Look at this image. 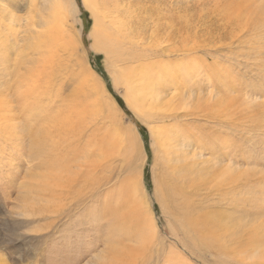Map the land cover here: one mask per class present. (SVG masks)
Returning a JSON list of instances; mask_svg holds the SVG:
<instances>
[{"label": "rangeland", "instance_id": "rangeland-1", "mask_svg": "<svg viewBox=\"0 0 264 264\" xmlns=\"http://www.w3.org/2000/svg\"><path fill=\"white\" fill-rule=\"evenodd\" d=\"M71 1L76 10L63 30L72 38L73 49L64 55L78 79L87 78L94 90L103 88L108 104H100L99 112L92 109L88 116L78 117V130L86 124L85 117L86 125L92 126L84 128L83 139L74 140L80 148L70 143L76 135L72 136L70 129L61 143L81 149L86 142L97 145L107 137L106 153L91 176L84 178L79 174L89 170L88 163L69 158L75 149L58 152L64 160L69 158L65 166L76 177L70 184L59 182L56 175L60 176V171L43 167L38 157L31 162L23 147L2 145L7 150L0 153V264H264V0H119L120 20L130 26L132 42L144 53V62L158 65L155 68L167 67L155 70L157 77L168 72L171 80L170 72L174 68L180 72V64L183 68L179 69L192 75L194 96L170 103L167 96L181 83L175 81L166 87L172 88L167 96L160 95L158 105L143 109L147 116L131 108L125 88L115 85L113 71L118 68L110 66L104 53L91 48V9L82 0ZM8 7L18 20L30 16L28 0ZM34 30L43 32L44 28ZM22 37L25 35L19 40ZM24 45L27 43L18 47ZM15 47H10L14 57L19 51ZM99 56L100 61L95 59ZM176 64L179 66L173 67ZM209 77L215 84L210 88L203 85ZM70 79L71 74L63 72L56 82L60 97L55 111L61 112L60 120L69 106L63 100L89 106ZM62 81L66 85L61 86ZM11 99L16 103V97ZM99 99L103 100L100 92L91 102ZM14 113L21 121L19 112ZM56 118L52 115L47 122ZM139 126L146 129V137ZM71 129L76 131V127ZM95 129L99 132L96 138L88 137ZM159 129L166 134L181 131L185 136L172 162L156 138ZM21 136L25 140V134L16 137ZM65 136L69 140L65 141ZM223 138L232 140L231 149L218 145ZM25 142L28 145L27 138ZM209 142L220 146L219 151H213ZM77 164L81 169L73 166ZM48 175L52 177L49 182L45 180ZM229 175L232 180L222 181ZM48 184L52 192L45 189ZM232 188L235 193L229 195ZM31 189L41 202L33 199ZM121 189L123 203L118 200ZM107 200L115 211L98 216ZM184 209L189 216L206 222L200 227L203 233L186 224ZM122 213L128 226L122 227L114 219ZM129 221L135 227H130ZM256 226L260 228L255 230ZM132 227L138 228L137 233L129 229Z\"/></svg>", "mask_w": 264, "mask_h": 264}, {"label": "bare ground", "instance_id": "bare-ground-1", "mask_svg": "<svg viewBox=\"0 0 264 264\" xmlns=\"http://www.w3.org/2000/svg\"><path fill=\"white\" fill-rule=\"evenodd\" d=\"M15 1L17 3L19 0H14V1L0 0V153L1 154L2 152L5 153L7 150V149H3L4 147V146L2 147L3 144L7 145L9 143L12 149L13 148L21 149L23 147L22 149L28 150L29 159L32 160L31 162L37 161L39 158L41 160L40 163L41 165H43V167H47V169L52 168L53 169L52 172H55L56 170L60 171V176L56 175L59 182L61 181L70 182V184H72V181H73L72 178L74 177L73 176L74 173L70 172L69 166H65L66 163L68 164L67 160L70 158L71 161L78 163V160L81 159V161H85L86 163H88L89 170H87L86 172L84 170H81L79 174V175H82L84 178H86L89 175L91 176V173L93 172L94 167L96 166L98 160L104 158L105 153H106V147H107L105 145L107 137H104L103 139L105 142L102 141L98 143L97 145L96 143L93 144L94 141L86 142L84 143L85 147L84 148L81 147V149H79L80 148L79 144H77L74 140L78 141L77 140L78 137L80 139H83V136L85 135L84 132L87 131V129H92V126L88 125L89 126L88 127L86 125L88 119L85 117L86 124H84V126L81 128L79 127V130L83 128V130L79 131L78 130V119H79L78 117L80 115L81 117L84 115L88 116L90 113L88 110H92V109H95L99 112L100 111L99 108H101L103 105L105 106L106 104H108V99L102 87H99V90H94L85 81V79L87 80V78L78 79L77 78L78 76L76 75L77 73H75V71H71L73 67L68 64L67 56L64 55L65 53H69L73 49L72 38L63 29L66 28L69 22V19L71 18L72 13L73 14L75 13V10H76L75 2L71 0H28L29 5H30V9H29L30 16L24 20L23 19L18 20V18L15 17L12 14V12L9 11V7H8L9 4L12 5V3ZM82 4L85 7H89L91 9L93 17H94V26L92 28V31L90 32V38L94 40V44H92L91 48L96 52L104 53L106 56V60L110 64V66L112 68L114 67L118 68L117 70L113 71L114 83L116 86H121L125 88V99L131 108H133L136 112H139L147 116V112L143 109L146 108V106H150L152 108V106L158 105L160 101V95L162 96L163 94H165L167 96L168 91H170L172 88L166 89V87L167 88L169 86L172 87L173 85H175L174 84L175 81H179L181 83L177 84L174 87V90H172L174 91L173 95H172L173 93L172 92V93H169V96H167L169 97L168 100L170 103H174V101L177 102L180 99L181 101H185V99L194 96L196 92L193 88V85L190 84V82L192 83L191 81L192 75L191 73H188L187 71L185 73L184 69H181V68L179 69L180 66L181 67L183 66L182 64L179 63L180 66L178 64L173 65V67L179 66L178 70H181L180 72L177 70L175 72V68H174V71L172 70V73L174 74L170 72L171 71L170 69H169L170 71L167 70L170 72V76H172L171 80H169L170 78L167 75L168 72L167 74H165L164 72V74L162 73V75H159V73L157 72L159 75L158 77L155 72V70H159L162 68L161 65L163 63L159 65V67L161 66L160 68H155L158 65H155L153 63H152L153 65H147L144 62L145 60L144 53L139 52V50L137 51V47L132 42V39H131L132 33L130 32L131 31L130 26L127 23H125L123 20H120L121 18L120 8L121 7L119 8V5H120L119 0H82ZM200 11L199 12L202 13V10ZM200 16L201 15H199V17ZM34 28H44V31L37 32L34 30ZM20 33L23 36L25 35V37H22L21 40H19V37L21 36ZM160 38H161V35H160ZM22 42H26L27 45H24L23 47H18L19 44H21ZM150 42L148 43L149 46H150ZM190 43L188 44V46L190 45ZM12 46L14 47L16 46L18 48L17 50H19L17 53V56L15 57L14 55L16 54L12 55L11 53L10 47ZM159 46L157 47L155 46V47L159 48ZM150 51L152 52V50ZM153 52H156V51L154 50ZM146 56L147 55H145V57ZM208 56L209 54L206 55V58ZM194 63H196V61ZM166 68L165 69L162 68L163 71L166 70ZM63 72H69L71 74L72 79H70L69 81L75 82L76 84L75 88L78 90L77 93L81 94L84 103H86L87 105L89 104V106L83 107L76 103H69L68 101L63 100V102L69 104V106H66V110H67L66 117L63 118V120H60L58 118H60L59 116L61 115V112L55 111L56 103H59V101L56 102V100L60 97V94H59L60 89H57L59 87H58V83L56 82L60 78ZM182 72L184 74H182ZM178 73L180 74L177 75ZM181 74L182 76H180ZM211 78L212 77H209L207 79L208 81L204 83L203 85L207 86L208 88H210L212 85H215V84H211V83H214V81L211 80ZM64 85H66V83L62 81L61 86H64ZM219 86L220 85H218L217 88H220ZM203 87L204 86L201 85V90H203ZM99 92L101 93L103 100L99 99V100H96L95 102H91ZM75 94L76 92L74 93V95ZM72 95H73V92H72ZM12 97H16V103L13 102V100L11 99ZM99 102H102V103H99ZM100 104H102V106H100ZM207 105L208 103L206 104V106ZM14 112H17V113L19 112L18 114H20V119L21 121H23L22 123L21 121L18 120V117H16V114ZM52 115H55L57 117L56 118L57 121L53 123L47 122V119ZM208 116L206 117L208 118ZM74 126L76 127V131L74 129L75 128ZM71 128H73L74 130H72ZM84 128H87V129L85 130ZM69 129L71 130L72 136H74L73 135L74 133L76 134L73 138L72 136H70L72 138L70 140V143L74 144L75 142L77 145H74V146L76 147L78 146L79 148H75L73 144L66 145L68 142L66 144L61 143L62 136H64L68 131L70 132ZM13 131L14 132L16 131L15 132L16 135L14 137L12 134ZM32 132L34 133L32 134ZM97 132H98L97 129H95V131L94 130L90 131L91 134L90 136L88 135V137H92L93 139L96 138L95 135L97 134ZM21 133L25 134V140L27 138V141L29 142L28 145H26L25 140H23L24 136L23 137L21 136L20 138L16 137V136L19 137ZM182 133L183 132L181 131H175L172 133L168 131L166 134L163 132L162 129H159L155 133L157 140L160 141L161 146L164 147L167 155L171 156V162L173 161L172 156L179 153V147H181L179 143L181 144V141L185 139V136L183 137ZM68 135H71V134L69 133ZM2 138H5V141H2ZM67 139L69 140V138L67 137H66V140L65 138L63 140L67 141ZM169 141L170 143L167 144V142ZM218 142H219L218 145L224 144L228 149H231V146H233V142L230 138L229 139L223 138L222 140ZM209 143L210 145L209 144L208 145L213 151L215 152L219 151L220 146L218 147L217 145H215V143H212V142H209ZM182 144L184 143L182 142ZM71 145L73 147H71ZM186 145L188 144L186 143ZM56 148H58L59 151ZM71 148L75 149V151L72 152ZM63 150L65 151L71 150L72 152L71 154H69L71 156H69V158L67 157L68 158L67 160H64L62 157H59L58 152H61V151L63 152ZM6 154H9V152ZM75 159H78V160L76 161ZM174 160L180 162V160L176 159L175 156H174ZM168 161L170 160L168 159ZM61 163L62 165H60ZM77 165L78 166L76 165H73V166H75L77 170L81 169L82 165L80 164H77ZM37 166H40V165H37ZM85 167L86 165L84 166V168ZM70 168L72 170L74 167L70 166ZM77 173H79V171ZM47 174H52V173H47ZM62 174H68V176L64 178ZM36 176L35 177L33 176V177L36 178ZM43 176L45 177V175ZM51 178L48 175L46 176L45 180L49 182V179ZM228 179L232 180L233 176L229 175L228 178L226 179L223 178L222 181H226ZM45 189L49 190L48 192H52L49 184L48 186L45 187ZM33 190H36L35 186H33ZM235 190L236 188H232V190L229 191L230 192L229 195H231V193H233L234 195ZM123 192L124 191L122 190V194L120 197L116 196L118 197V200L120 203H123V200H124L123 199L124 197H122ZM30 193L33 194L32 197H34L33 198L34 200H36L37 202H41L40 198L37 200V197H39V195L36 193V191L34 193L31 189ZM46 195H49V194L46 193ZM119 205L120 204H118V206ZM122 206L124 207V204ZM23 208L24 207H22V210H24ZM110 209H112V211H115L113 210L112 206L107 200L105 201L104 208L103 209L101 208L102 211L98 214V216L102 215V217H105L103 215H106V214L112 215V213L110 212ZM21 214H23V212H21ZM130 215L132 216L131 213ZM117 216H120L121 218L115 217L114 219H117L118 221H120L119 223L122 227L123 225L125 226L126 224V223L124 224V222L128 223V220H127L128 218L126 219V221H124L125 218H124L123 213ZM131 216L130 218L132 219ZM182 217L188 222L186 223L188 226L199 229L197 233H203V229H201L200 227H203L204 225H206V222H203L196 217L193 218L192 216H189L186 213L185 209L182 214ZM103 219L102 221H104ZM129 224L131 227L134 223L131 225V222H130ZM133 226L135 227V224ZM134 227L129 228V229H133V231L136 230V232L134 233H137L138 228H134ZM259 228H260L259 226H256L255 230H258ZM108 233H112V232H108ZM208 236L209 235H207V239L211 240L212 237L210 236L208 237ZM69 239L70 238H68V242H69ZM208 245L210 247L213 246L211 242H208ZM253 245L255 244L253 243Z\"/></svg>", "mask_w": 264, "mask_h": 264}, {"label": "trees", "instance_id": "trees-1", "mask_svg": "<svg viewBox=\"0 0 264 264\" xmlns=\"http://www.w3.org/2000/svg\"><path fill=\"white\" fill-rule=\"evenodd\" d=\"M96 60L100 61V56L95 58ZM101 74V73H100ZM116 100L119 101L121 107H124L122 104V101L120 100V98L116 97ZM129 114V112H127ZM140 132L142 134H144V137H146V129L143 126H139Z\"/></svg>", "mask_w": 264, "mask_h": 264}]
</instances>
